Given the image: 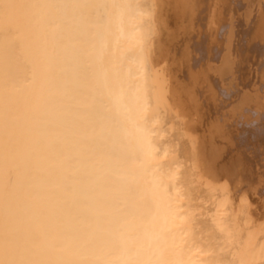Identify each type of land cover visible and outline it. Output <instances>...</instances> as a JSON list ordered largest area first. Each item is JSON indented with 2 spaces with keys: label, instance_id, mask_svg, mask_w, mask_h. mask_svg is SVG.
<instances>
[{
  "label": "bare ground",
  "instance_id": "6f19581e",
  "mask_svg": "<svg viewBox=\"0 0 264 264\" xmlns=\"http://www.w3.org/2000/svg\"><path fill=\"white\" fill-rule=\"evenodd\" d=\"M261 7L0 0V264H264Z\"/></svg>",
  "mask_w": 264,
  "mask_h": 264
},
{
  "label": "snow or ice",
  "instance_id": "6c2138e0",
  "mask_svg": "<svg viewBox=\"0 0 264 264\" xmlns=\"http://www.w3.org/2000/svg\"><path fill=\"white\" fill-rule=\"evenodd\" d=\"M261 13L264 15V0H262ZM171 26V25H170ZM226 62H230V58L226 59ZM233 89V101L231 103V111L234 115L238 116L241 121L250 119V112L248 109L254 103L253 90L248 85L242 84L237 79L232 84ZM259 112H260V123L264 127V85H262V94L259 97ZM218 135H220L225 141L231 139L230 128L228 126H222L218 129ZM261 196L264 197V191L261 192Z\"/></svg>",
  "mask_w": 264,
  "mask_h": 264
},
{
  "label": "rangeland",
  "instance_id": "374dc122",
  "mask_svg": "<svg viewBox=\"0 0 264 264\" xmlns=\"http://www.w3.org/2000/svg\"><path fill=\"white\" fill-rule=\"evenodd\" d=\"M259 59H260L261 61L264 60V58H262V56H261ZM261 67H262V69L264 70V65H263V64H262ZM252 120H254V119H251L250 122H252ZM259 120H260V118H259ZM261 135H262V136H261ZM258 138H261V139H259V140H262V144H263V143H264V134H261V132H259V133H258ZM263 145H264V144H263ZM259 164H260V163H259ZM258 166H259V165H258ZM257 168H258V171H260L261 168L256 167V169H257Z\"/></svg>",
  "mask_w": 264,
  "mask_h": 264
}]
</instances>
